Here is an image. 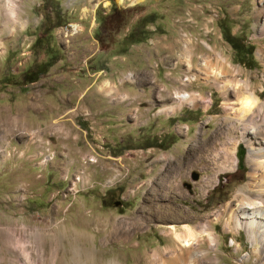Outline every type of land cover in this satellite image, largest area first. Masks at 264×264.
Masks as SVG:
<instances>
[{"label": "rangeland", "instance_id": "374dc122", "mask_svg": "<svg viewBox=\"0 0 264 264\" xmlns=\"http://www.w3.org/2000/svg\"><path fill=\"white\" fill-rule=\"evenodd\" d=\"M11 3L20 16L2 15L12 5L0 0V264H184L170 254L172 225L217 237L212 250L204 239L182 251L200 253L195 264H264L259 239L227 208L249 180L242 141L233 172L190 150L225 141L229 127L205 60L224 79L251 80L264 103V0ZM109 221L128 223V235L108 238ZM39 229L64 237L46 247ZM74 229L88 241L75 243Z\"/></svg>", "mask_w": 264, "mask_h": 264}, {"label": "bare ground", "instance_id": "6f19581e", "mask_svg": "<svg viewBox=\"0 0 264 264\" xmlns=\"http://www.w3.org/2000/svg\"><path fill=\"white\" fill-rule=\"evenodd\" d=\"M119 1L121 2L123 0H119ZM9 4L12 5L11 0H9ZM2 13H4V15L6 16H12V17L20 16L19 7H15L13 5L12 7L9 6L7 7V9L6 8L3 9V11H1V14ZM73 29L77 31L79 27L75 25L73 26ZM189 52L190 51L187 49L188 56H189ZM217 57L220 60L223 59V56L221 54H218ZM188 65L190 66V68L192 67V63H189ZM201 66L205 68V70H209V71L211 70L210 74L214 75L215 80L220 81L218 82L219 88L222 90L227 100L226 102L227 104L225 107L227 116L225 117V120L229 124V127L226 128V132L221 133L223 135L225 134L226 137L225 141H223L220 138L218 140L217 139L208 140V142H201L199 147L193 146V148L190 150L194 152L196 151V155L198 150H201L198 162L204 163L205 168H209L210 164L213 163L218 166L219 172L220 171L233 172L238 164V158L236 156L238 141L239 140L242 141L243 146L247 149V160L251 167L249 173V180L246 183V185H244L242 188L238 190L236 194V198L234 200V204L233 205L229 204L227 208L230 210L231 217L237 224V227L244 228L245 230H247L248 233L251 235L252 241H255L258 238L259 243L264 249V103H260L256 91L253 90L251 80L244 81L242 79H236V78L229 80L224 79L222 76H220V74H224L225 67L222 66V68L219 70H217L218 68H211L212 66L209 67L206 60L203 64H201ZM179 100L181 104L187 103V104L197 105V96L192 94L191 95L183 94L179 96ZM179 169L181 173L182 168L179 167ZM222 218H223L222 214H219L216 215L215 220L220 221V219ZM109 222L107 224L101 222L100 223L104 227L103 230L105 232L107 230L109 234L107 235L108 238L111 239H115L119 237L122 238L123 236H127L128 231H130L131 229L130 225H126L128 223L116 224L112 221L110 223ZM225 222H226L225 224L226 229L230 230L232 228L231 222L230 221H225ZM83 224L84 223H82V225ZM74 230L76 232L72 236L75 239L74 240L75 243L79 244L81 243L82 240L88 241L87 233L85 231L79 232L76 229ZM101 230L102 229H100V231ZM170 232L175 242L178 244V245L176 244L177 248L176 247L172 248L170 254L173 256L177 255L180 261L184 262V264H195L196 262L195 259L200 256V253L192 255L189 259L186 260L185 256L182 253L183 250L194 249V247L197 246L199 248L200 241L204 239H207L209 242L210 245L209 250H212L218 244L217 237L209 229L208 225H205L203 228H201L200 226L198 227L192 225H184L181 230H178L176 226L172 225L170 226ZM68 233L66 231V235H68ZM37 237H39L38 240L44 241L45 246L48 247L49 241L58 242L62 240L64 236L62 235V233H59L58 231H52L51 229L50 230L42 229L38 232ZM83 244L84 246L78 247L80 253L81 251H85V249L89 248L87 246V242ZM45 246L43 247L45 248ZM46 250L47 249L45 248V251ZM254 253L256 254L260 253L258 247L255 248ZM157 254L159 255V253ZM76 256L81 257L79 253ZM159 256H161V254ZM167 258L168 257L166 258L163 257L160 261L154 259L149 264H169L170 263L169 261L171 260L169 258L168 261ZM73 261H74L73 264H80V262L77 261L76 257H74ZM62 263L63 262L61 261L59 262V260L56 261V264H62ZM41 264H48V263H46V261H43L41 262Z\"/></svg>", "mask_w": 264, "mask_h": 264}, {"label": "trees", "instance_id": "16d2710c", "mask_svg": "<svg viewBox=\"0 0 264 264\" xmlns=\"http://www.w3.org/2000/svg\"><path fill=\"white\" fill-rule=\"evenodd\" d=\"M224 38L233 46L234 49H237L234 44H232V40L228 39L227 32H224Z\"/></svg>", "mask_w": 264, "mask_h": 264}, {"label": "water", "instance_id": "95a60500", "mask_svg": "<svg viewBox=\"0 0 264 264\" xmlns=\"http://www.w3.org/2000/svg\"><path fill=\"white\" fill-rule=\"evenodd\" d=\"M239 160H240V166L242 167V161H243V151L239 152ZM197 178V177H196Z\"/></svg>", "mask_w": 264, "mask_h": 264}, {"label": "flooded vegetation", "instance_id": "af4514ba", "mask_svg": "<svg viewBox=\"0 0 264 264\" xmlns=\"http://www.w3.org/2000/svg\"><path fill=\"white\" fill-rule=\"evenodd\" d=\"M116 204L120 206V203L118 201L116 202Z\"/></svg>", "mask_w": 264, "mask_h": 264}]
</instances>
